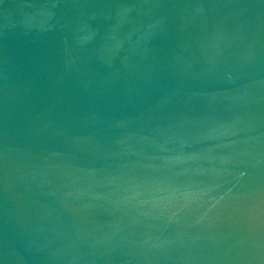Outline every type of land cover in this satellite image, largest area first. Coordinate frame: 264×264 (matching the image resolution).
<instances>
[{"label": "water", "instance_id": "95a60500", "mask_svg": "<svg viewBox=\"0 0 264 264\" xmlns=\"http://www.w3.org/2000/svg\"><path fill=\"white\" fill-rule=\"evenodd\" d=\"M0 264H264V0H0Z\"/></svg>", "mask_w": 264, "mask_h": 264}]
</instances>
